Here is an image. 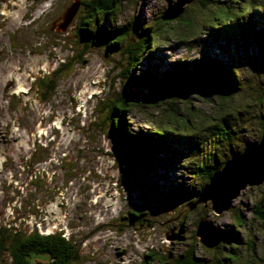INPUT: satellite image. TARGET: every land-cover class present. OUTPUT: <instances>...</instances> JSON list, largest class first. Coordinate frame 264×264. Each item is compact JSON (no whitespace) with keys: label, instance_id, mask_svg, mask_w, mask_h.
I'll use <instances>...</instances> for the list:
<instances>
[{"label":"rangeland","instance_id":"obj_1","mask_svg":"<svg viewBox=\"0 0 264 264\" xmlns=\"http://www.w3.org/2000/svg\"><path fill=\"white\" fill-rule=\"evenodd\" d=\"M174 1L118 0V25L128 26L129 23L131 26L132 22V28H129V39L115 51L107 50V43L102 40L88 44L85 50L82 46L74 50L73 42L57 41L59 49L50 48L49 43H36L39 41H25L31 42L28 44L19 41L26 50L16 51L12 48L13 41L6 39L5 32L17 25L20 17L16 16L17 11H14V20L0 15L1 23H4L0 30L2 82V66L7 68L9 78L17 79L25 74H17L16 64L28 70L27 65L38 64L50 54L56 55L64 50L70 53L67 60L74 58L67 70L58 73L60 70L57 69L54 76H50L54 86L50 89L49 102L42 107V110L49 111L50 121H38L35 117L17 123L12 118L13 112L8 110L9 101L2 104L8 110L7 117L0 122L2 238L8 231L24 233L35 230L47 235L64 229V236L77 254L76 259L71 260L72 264H172L175 257L191 248L204 264H215L214 261L224 258L230 248L223 244L208 249L199 243L195 237L196 225L200 218H207L229 234L236 233L242 241L235 249L237 258L232 264H264V220L256 214L261 211L264 216V183L246 187L229 211L215 215L209 202L198 204L192 211L186 210L189 201L179 204L161 202L149 191L132 185L129 173L123 168L126 161L117 150L118 135L112 132L114 121L119 129V118L114 113L111 118L109 114L117 97L143 89L141 85L128 82L127 78L130 47L138 39L135 23H159L167 4ZM218 1L220 5L228 6L211 7L209 12L200 13L204 8L201 9L196 2L187 5L191 21H197L196 30L190 39L187 38V43L180 42L176 35L183 25H161L163 40L158 50H154L151 57L149 51L152 47L147 48L139 62L141 66L135 70L141 73L153 66L157 69L156 74L168 72L178 60L216 59L233 63L238 74L240 71L239 92L232 98H221L213 93L196 95L191 91L174 97L152 95L157 108L132 104L122 113L125 120H130L131 133L149 127H165L167 132L187 137L188 131L193 130L198 138H194L192 144L199 140L201 149L193 150L197 154L188 153L187 158L196 165L202 161L212 164L215 161L213 155L224 162L241 148L258 143L264 130V40L258 39L251 28L244 31L240 23L244 20L248 24L250 16L254 15V28H259L261 24L257 17L264 19V0ZM15 7L17 5L12 8ZM218 33L226 38L228 45L219 40ZM157 34L152 33L154 40ZM245 36L251 39L248 44L236 41L239 37L242 41ZM46 44L48 49L41 52ZM32 48L38 52L28 53ZM5 59L8 64L4 63ZM29 70L35 72L36 67L29 66ZM84 84L94 85L97 89L95 100H90L87 111L79 109L80 100L84 102L86 95ZM34 104L37 113L41 109ZM227 113L231 116H226ZM59 120L62 127H58ZM53 124L57 125L56 131ZM209 125L218 128L208 133L205 129L210 128ZM219 131L223 135L225 132L230 134V139H222L217 134ZM36 133L37 138L33 137ZM19 165L26 166L19 168ZM27 165H33L36 177L24 175ZM179 171L175 167L166 170L154 167L151 170L161 185L175 184L177 180L184 182L186 174L181 175ZM180 177L183 180H179ZM197 178V187L207 182L204 176ZM129 212L142 215L133 219ZM185 213L187 215L182 216ZM236 215L242 218V226L237 225ZM148 250L155 251L156 258L147 259ZM7 259L5 245L0 246V264L8 262ZM35 260L44 262L47 257L40 256Z\"/></svg>","mask_w":264,"mask_h":264},{"label":"trees","instance_id":"obj_2","mask_svg":"<svg viewBox=\"0 0 264 264\" xmlns=\"http://www.w3.org/2000/svg\"><path fill=\"white\" fill-rule=\"evenodd\" d=\"M193 2H196L201 9L204 8L202 9L204 11H201L200 13L209 12L211 7L228 6V4L225 5L224 3L220 5L218 0H193L190 4ZM188 10L189 6L186 5L183 9V13L172 21H162L159 17V23L155 25L154 23H146L144 25L135 23L138 39L136 41L137 43L133 46V52L130 54V64L127 75L128 82L130 81L132 84L137 86L141 85L143 89L150 90L153 85H180L185 83L196 73H207L213 77L217 85L213 94L221 98H232L239 92L240 89L238 85V81H240V71L238 74L237 67L233 63H223L216 59H203L202 61L178 60L175 65L168 70V72L159 71L155 74L157 69L153 66L151 69H146L141 73L135 70L136 67L140 65V60L144 58L143 53L146 52L145 50H147V48L152 47L149 51L151 53V57L154 55V50H158L161 40H163V28H161V25H168L172 23H179V26L183 25V27L177 31L176 35L180 38V42H189L187 38L190 39L192 37L193 32L196 30L195 25L197 21H191L192 16ZM253 17L254 15L250 16L248 24H246L244 20L240 21L241 26L244 28V31H246L247 28H251L258 39L264 40V19L257 17L259 18L258 21L261 25L259 28L255 29ZM182 21L184 24H181ZM164 31L166 30L164 29ZM127 32L128 29L120 27L119 33L116 36L117 40L113 42L116 48L119 49L124 44L126 39H129V34ZM152 33H158L155 40ZM218 37L220 41H222L225 45H228L229 42L226 41V38L221 36V33H218ZM175 38H177V36H175ZM186 39L187 41H185ZM236 39L238 43L244 42L245 44H248V40L250 38L245 36L242 38V41H240L241 37ZM175 72L177 74H175ZM185 84L189 87V83L186 82ZM116 100L122 99L117 97ZM115 104L117 103L111 105L116 106ZM133 105L136 107L148 106L157 108V104L153 101V99H151V96L144 98H137L134 96ZM112 106L110 107V112L116 114L115 116L119 118V129L115 127L116 122L114 121L112 132L118 135L117 150L118 153L121 154V158L126 161L124 162L126 165L123 168L129 173V177L131 181H133V185L137 189L149 191L161 202L172 201L175 204H179L189 201L190 204L194 203L196 200L195 195L201 191L210 179L211 175L222 167L223 162L218 160L216 155H213V159L215 161H213L212 164L202 161L201 164L196 165L193 161L187 158L188 153L197 154V152L193 150L198 151L201 149L199 140H196L195 143L192 144V140L194 138H198L196 136L197 134L195 135L193 130L188 131L187 137H184L183 134L175 135L167 132L165 127L158 129L149 127L147 129L131 133L130 120H125L122 114L125 109L123 108V105L119 104V108L117 109L112 108ZM174 111V113L177 114V110ZM118 112L120 114L119 116ZM111 115L114 116L113 114ZM226 116L230 117L231 114L227 113ZM209 127L210 128L205 129L208 133H212L218 128L215 125H209ZM217 134L225 140H229L231 137V135L226 132L224 133L225 135H223L220 131L219 133L217 132ZM201 157L205 160L203 155H201ZM154 167L163 168L164 170L175 167L177 170H180L179 172L181 175L186 174L187 178L184 182L177 180L175 184L171 183L170 185H161L154 173L151 172ZM167 175L168 174H165L166 177H168ZM198 176H204L207 181L199 187L195 186L199 183L197 178ZM182 178L183 177H180L179 180H183ZM197 206L198 205L195 207ZM256 214L261 220H264V216L261 211L256 212ZM129 215L131 218L137 219L140 218L142 213L136 214L132 212L129 213ZM186 215L187 214L185 213L182 216ZM235 220L237 225L242 226V218L240 215H236ZM216 227L220 229L223 234V240L218 246L220 247V245L226 244L230 249L224 258L216 259L214 263L232 264L231 262L237 258L235 255V249L238 248L237 245L242 243V241L237 238L235 235L236 233L231 235L223 228L218 227L217 225ZM4 245L8 252V262L5 264H34L33 261H36L35 259L40 256L47 257V261H44L43 263L72 264L71 260L76 259L77 256L74 246L68 242V239L62 232L43 235L35 230L24 233L8 231L5 235H3V238L0 236V246ZM218 246L215 248H218ZM249 248H252V246L249 245ZM252 252H254V249H252ZM156 255L157 253L155 251L148 250L145 257L149 260H153L156 258ZM174 260L175 261L172 264H204L201 259L194 255L193 248L184 251V253L175 257Z\"/></svg>","mask_w":264,"mask_h":264},{"label":"flooded vegetation","instance_id":"obj_3","mask_svg":"<svg viewBox=\"0 0 264 264\" xmlns=\"http://www.w3.org/2000/svg\"><path fill=\"white\" fill-rule=\"evenodd\" d=\"M74 3L75 0H0L1 16L4 18L9 17L11 18L10 20H14V11H17L16 16L20 17L18 24L13 25L8 33L5 32L6 39L12 40V48L16 51L20 50V52L26 50L24 49L26 46L20 45L18 43L19 41H24L25 44L31 43L25 41H39L36 43H49V45L51 44L50 48L59 49H61V47L58 46L59 44L56 43L57 41L73 42L74 50L80 46H82V50H85L88 44H93L100 40L106 41L107 50L115 51L117 48L114 46L113 42L117 40L116 36L119 33L120 27L128 29V34L130 32L129 28H132V22L131 26L129 23L128 26L125 24L118 25V0H79L74 15L67 20L66 15L68 14V10ZM13 5H17V7H15L16 9L12 8ZM19 9H22V12H19ZM10 11H13V14L10 13ZM1 21L0 18V30L4 25ZM49 45H44L41 52L46 51ZM130 49V53H132L134 48L130 47ZM79 50L81 49L79 48ZM1 51L2 46L0 45V55ZM35 52L38 51L33 48L28 50V53L31 54ZM20 55H22V53H20ZM69 55L70 53H65L64 50L57 52L56 55L50 54V56L45 60L42 59V62L38 64H31V60V65H27L28 70H24L25 68L23 65L16 64L17 67H15V69H17V74L20 76H22V73L25 74L24 77H18L17 79L14 77L9 78L6 74L7 68L2 66L1 70L2 74H4L1 76H4L2 77V79L4 78V82L0 80V122L7 117L8 110L13 112L12 118L17 123L24 121L25 118L29 119L35 117H38L36 119L38 121H50L49 111L42 110V107L49 102L50 89L54 86V81H51L50 76H54L57 69L60 70L58 73L68 69L70 61L74 59L69 58L67 60ZM8 62L7 59L4 60L5 64H8ZM29 66H35L36 71L31 72ZM86 85L84 84V88H86ZM87 86L88 89L86 88L87 90L84 91V94H86L84 96L85 100L84 102L80 100L82 104H80L79 109L83 111H87L91 105L90 100L96 97V95H93L96 89L95 86L90 84ZM120 98L122 100H116L115 103L117 104H115L116 106H112V108H119V104H122L123 108L133 106L134 95L130 91L126 96ZM7 100L10 104L8 110L2 105L7 102ZM11 102H13L14 105H12ZM34 103H37L41 109L37 110V113H35L36 110L33 108L35 106ZM21 108L24 109L21 111ZM74 108H76V105H74ZM109 116L113 117L111 112ZM56 126L53 124L54 131L57 130ZM62 126V121L59 120L58 127ZM37 135V133L33 134V137L37 138ZM46 144H48V142ZM22 166L24 167L26 165H19V168ZM27 167L28 169L26 168V171L24 170V175L26 177H36V171L33 165H27ZM24 182L25 184L27 183L26 180ZM61 232L64 233V229H61Z\"/></svg>","mask_w":264,"mask_h":264},{"label":"water","instance_id":"obj_4","mask_svg":"<svg viewBox=\"0 0 264 264\" xmlns=\"http://www.w3.org/2000/svg\"><path fill=\"white\" fill-rule=\"evenodd\" d=\"M193 0H175L167 4L161 13L162 21H172L178 18L186 5ZM79 0L68 10L66 19L69 20L78 6ZM189 83V87L185 83ZM180 85H153L150 90L137 89L132 94L137 98L157 95L159 97H174L191 91L195 94L213 93L216 90V82L207 73H196ZM264 183V130L258 143L245 146L240 152L234 154L223 162L222 167L215 171L201 191L195 195V202L187 206L191 211L198 204L210 203V210L215 215L229 211L233 201L246 187L260 186ZM195 237L205 248L213 249L223 240V234L211 220L199 219ZM172 238V237H171ZM34 264H45L35 261Z\"/></svg>","mask_w":264,"mask_h":264},{"label":"bare ground","instance_id":"obj_5","mask_svg":"<svg viewBox=\"0 0 264 264\" xmlns=\"http://www.w3.org/2000/svg\"><path fill=\"white\" fill-rule=\"evenodd\" d=\"M85 90H87V89L85 88ZM84 100H85V98H84Z\"/></svg>","mask_w":264,"mask_h":264},{"label":"clouds","instance_id":"obj_6","mask_svg":"<svg viewBox=\"0 0 264 264\" xmlns=\"http://www.w3.org/2000/svg\"><path fill=\"white\" fill-rule=\"evenodd\" d=\"M240 152V151H239ZM209 220V219H208Z\"/></svg>","mask_w":264,"mask_h":264}]
</instances>
